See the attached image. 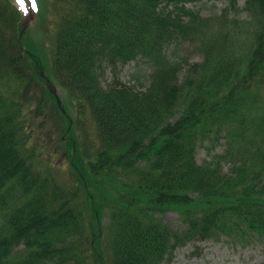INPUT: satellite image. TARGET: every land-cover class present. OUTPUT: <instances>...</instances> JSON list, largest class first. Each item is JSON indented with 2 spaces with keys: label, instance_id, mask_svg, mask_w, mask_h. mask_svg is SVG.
<instances>
[{
  "label": "trees",
  "instance_id": "1",
  "mask_svg": "<svg viewBox=\"0 0 264 264\" xmlns=\"http://www.w3.org/2000/svg\"><path fill=\"white\" fill-rule=\"evenodd\" d=\"M209 1L223 7L205 15ZM53 7L46 66L25 47L22 12L0 0V264H168L204 240L264 242V0ZM130 62L150 69L145 89L120 79ZM166 210L177 226L157 217Z\"/></svg>",
  "mask_w": 264,
  "mask_h": 264
},
{
  "label": "rangeland",
  "instance_id": "2",
  "mask_svg": "<svg viewBox=\"0 0 264 264\" xmlns=\"http://www.w3.org/2000/svg\"><path fill=\"white\" fill-rule=\"evenodd\" d=\"M10 1L22 11V23H26L23 38L25 47L37 52L42 60L45 61L46 66H49L51 44L54 35L53 29L56 23L53 0H31V6L23 0V8L17 0ZM242 2L239 1L240 6H242ZM33 4H35V8H33ZM222 7L223 3L221 1H209L201 5L202 13L205 15L218 13ZM236 17L242 21L244 19L247 20L245 11H240ZM243 39L244 35L240 37L239 42ZM183 49H185L183 53L188 54L193 61L200 59V55L198 53L196 54L193 47L185 45ZM47 68L49 69V67ZM149 71L150 69L145 65L137 67L135 63L130 62L124 66L119 77L125 82L128 79V72L133 73L136 79L138 77L143 82V87H140L143 90L148 83L147 75ZM111 79V73L107 69L105 71L104 84ZM54 85L56 86L58 96L61 98L64 94L63 90L58 85ZM20 101L23 100L21 99ZM46 117L52 124L59 122L55 120V115L49 114V112L46 114ZM35 136L34 139L36 140L46 138L48 144L49 140L46 133H39L38 136ZM45 143L46 141H44ZM223 143L224 139L222 138L219 143L214 144L210 152L204 147H199L196 153L197 160L202 162L205 158H210V155L213 153L222 151ZM60 144L62 146V143ZM52 149H54V144L45 146L44 158L49 157L54 163L59 161V164L55 165L53 173L62 183H66L72 178L67 160L63 157L61 149L57 152L50 153ZM104 214L103 218L106 220L107 213ZM157 217L171 227L178 225V215L174 210H166L158 214ZM196 245L198 246V253L196 255H191L194 246L193 244H188L178 248L173 260L168 264H264V242L254 235H249L244 241L231 242L225 239H209L198 242Z\"/></svg>",
  "mask_w": 264,
  "mask_h": 264
},
{
  "label": "snow or ice",
  "instance_id": "3",
  "mask_svg": "<svg viewBox=\"0 0 264 264\" xmlns=\"http://www.w3.org/2000/svg\"><path fill=\"white\" fill-rule=\"evenodd\" d=\"M18 3L21 4V7L23 8V0H17ZM33 8H35V4H33Z\"/></svg>",
  "mask_w": 264,
  "mask_h": 264
},
{
  "label": "water",
  "instance_id": "4",
  "mask_svg": "<svg viewBox=\"0 0 264 264\" xmlns=\"http://www.w3.org/2000/svg\"><path fill=\"white\" fill-rule=\"evenodd\" d=\"M25 27V26H24ZM53 91H55L54 89H53Z\"/></svg>",
  "mask_w": 264,
  "mask_h": 264
}]
</instances>
